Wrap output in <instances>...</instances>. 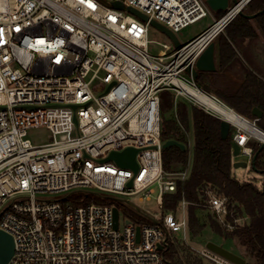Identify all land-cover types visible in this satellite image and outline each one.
Segmentation results:
<instances>
[{
	"label": "built area",
	"instance_id": "1",
	"mask_svg": "<svg viewBox=\"0 0 264 264\" xmlns=\"http://www.w3.org/2000/svg\"><path fill=\"white\" fill-rule=\"evenodd\" d=\"M118 1L174 33L211 14L203 0H0V230L14 240L8 264H165L167 247L159 244L189 231L186 201L155 225L122 204L60 199L79 190L129 201L139 196L154 199L163 214L164 196L189 177L190 163L165 169L161 93L172 92L175 107L184 97L218 117L184 92L182 84L202 89L186 70L252 0L231 5L180 50L163 44L157 56L150 21L112 7ZM238 115L262 132L259 138L229 122L240 155L252 159L250 144H264V130L259 119ZM175 119L180 124L176 112ZM41 128L52 141L34 145L29 132ZM128 148L137 150V170L106 161ZM207 196L203 207L233 229L225 223L227 199L213 190ZM121 206L131 215L123 227ZM194 251L209 264H232L208 249Z\"/></svg>",
	"mask_w": 264,
	"mask_h": 264
},
{
	"label": "trees",
	"instance_id": "2",
	"mask_svg": "<svg viewBox=\"0 0 264 264\" xmlns=\"http://www.w3.org/2000/svg\"><path fill=\"white\" fill-rule=\"evenodd\" d=\"M264 0H252L247 14H258L254 20L237 16L225 29L226 37L221 34L217 69L214 72H199L196 83L208 94L215 96L238 114L249 120L254 108L263 111L257 122L264 130V81L257 65L255 51L258 49L261 35L264 36ZM224 12L216 14L219 19ZM256 23L258 30L254 26ZM238 51L251 68L246 66L238 55ZM178 114L180 124L175 119ZM161 117L163 141L175 140L187 146L185 130L193 123L194 145L193 160L189 177L178 182L177 190L164 196V211L177 213L182 201L188 203V229L193 236H198L205 225L201 224L198 210H204L205 201L209 200L208 190L227 199L228 230L218 218L210 217L212 229L222 237L232 239L244 249L246 258L252 264H264V184L260 188L255 181L241 182L233 177V133L227 139L221 136V120L203 111L198 106L179 101L175 107V96L172 92L161 93ZM253 156L257 155L256 169L264 175V149L261 144L251 142ZM189 163V150L172 146L164 150V165L167 171L182 170ZM75 206L89 203L118 205L117 202L101 199L94 195L75 194L72 197ZM69 198V202H70ZM134 218L143 223H151L138 214ZM246 218L245 224H235V220ZM162 221V220H161ZM182 246L176 240H170L168 247L162 251L165 264H204L202 259L191 253L181 255Z\"/></svg>",
	"mask_w": 264,
	"mask_h": 264
},
{
	"label": "water",
	"instance_id": "3",
	"mask_svg": "<svg viewBox=\"0 0 264 264\" xmlns=\"http://www.w3.org/2000/svg\"><path fill=\"white\" fill-rule=\"evenodd\" d=\"M238 2L239 0H205V3L207 4L208 8L215 15L219 12H224V13L228 12L229 9L231 8V5H236L238 4ZM112 7L118 10H122V11L126 10L144 22L150 21L148 16H146L145 14H142L141 12H139L138 10L132 7H125L121 1L114 2L112 4ZM262 13H264V10L259 12V14H262ZM240 15L250 20H254L258 16V14H247L245 12H241ZM150 24L152 27L166 34L170 38L172 43L174 44L175 49L177 50L182 49L183 44L177 38L176 33H174L166 26L154 20L150 21ZM216 69L217 67H216V59H215V43L213 42L209 45V47L205 50V52L199 57L195 65L190 66L186 70V73L188 74V76L192 77L196 81L199 72H214L216 71ZM73 109H76V106H73ZM252 115L257 119H260L263 116V111L260 110L259 108H254ZM217 118L221 120V136L223 139H227L231 132V124L228 121L223 120L220 117H217ZM74 121L77 122V119L74 118ZM172 146H177L182 150H186V146L184 144L178 141H175V140L166 141L164 144V149H167ZM263 149H264V144H261L260 151H262ZM136 153H137V150L128 148L121 153H117V152L111 153L106 161L113 160L121 167H127V168L137 170L138 165H137L136 158H135ZM239 155H240V147L236 143H233L232 156L236 157ZM257 155L258 154H255L252 157L251 166L257 173L262 174V172L256 169ZM247 166L248 164L245 162H234L233 163L234 168H246ZM75 194H84L86 196L94 195L101 199L112 200L114 202H117L118 204H122L124 206L129 207L136 214L146 219L147 221L151 222L152 224L160 225V221L156 217L150 215L147 211L138 208L137 206L132 204L129 200H126V199H123L117 196L104 195L102 193L95 192V191L79 190V191H75V192H71L67 194L66 196L62 197L60 200H66ZM1 215L2 213L0 214V217ZM118 227H119V210L117 207H115L114 208V228L117 230ZM140 233H141V230H140V227H138L137 228V241L138 242L140 241ZM165 247H168L167 241H164L162 244H159L158 249L162 251ZM237 248L240 250L239 253H235L231 250H228L223 245L217 244L215 242H208L206 244V249L223 257L224 259L228 260L232 264H252L245 257L246 253L244 249L239 247V245H237ZM13 253H14L13 237L5 233L4 231L0 230V264H8L11 257L13 256Z\"/></svg>",
	"mask_w": 264,
	"mask_h": 264
},
{
	"label": "rangeland",
	"instance_id": "4",
	"mask_svg": "<svg viewBox=\"0 0 264 264\" xmlns=\"http://www.w3.org/2000/svg\"><path fill=\"white\" fill-rule=\"evenodd\" d=\"M205 2V0H203ZM248 7L244 10V12H247ZM218 20L216 18V15L211 12V14L194 23L189 25L188 27L180 30L179 32L176 33L177 38L179 41L184 45L193 39H195L199 34L207 30L211 25H213L214 21ZM254 26L257 28V25L255 22ZM259 31V30H258ZM149 38L152 41V44L150 45L151 53L155 56H157L160 51L163 49L162 45L163 44H168L171 46L172 49H175L174 44L170 40V38L164 34L163 32L157 30L154 27L150 28L149 31ZM186 77H189L188 74H185ZM181 102H185L188 105H194L192 101H190L187 98L182 97ZM195 106V105H194ZM232 133L235 132V129L232 128L231 130ZM189 165H190V170H191V165H192V160H193V145H194V132H193V123L192 121L190 122L189 130ZM52 134L50 133L49 130L45 128L41 129H36L32 130L29 132L28 139L34 144V145H43L46 143H49L52 141ZM234 162H245L248 164L246 168H234L232 169V174L233 177L236 178L237 180L241 182H247V181H255L258 186L261 188L264 184V175L257 173L251 166V158L248 156H245L243 154L233 157ZM73 198H70V203ZM130 201L132 204L137 206L140 209H143L145 211H148V213L154 217L161 218L162 215L159 210L156 209V202L154 199L152 200H141L139 196H134L130 198ZM121 226L123 227L124 220L126 215H130L128 210H125L121 206ZM127 212V213H126ZM178 217H180V214H177ZM182 215V213H181ZM197 215L200 219L201 224L205 225L203 231L198 235V236H193L190 231H188L185 235L183 231L177 233L175 235V240L179 245L182 246V249H180L181 255H185L186 253H191L193 256L201 259L199 255L194 251H203L206 249V244L208 242H215L217 244L223 245L226 249L231 250L235 253H239V249L237 248V245L232 239H225L222 237L220 234L216 233L212 227L210 226L209 219L210 217H214V213L208 209L204 208V210H198ZM131 216V215H130ZM134 217V215L132 214ZM249 220L243 218L242 220L240 219L239 224H245ZM228 230H232V228L228 227ZM204 261V260H203ZM204 264H209L208 262L204 261Z\"/></svg>",
	"mask_w": 264,
	"mask_h": 264
},
{
	"label": "bare ground",
	"instance_id": "5",
	"mask_svg": "<svg viewBox=\"0 0 264 264\" xmlns=\"http://www.w3.org/2000/svg\"><path fill=\"white\" fill-rule=\"evenodd\" d=\"M184 92L187 93L194 101L201 104L206 110L217 115L218 117L226 120L230 123L240 125L248 130L251 134L256 137H263L262 132L254 125L242 120L238 113L234 110L228 108L223 103L217 101L208 93L204 92L202 89H194L186 84H182Z\"/></svg>",
	"mask_w": 264,
	"mask_h": 264
},
{
	"label": "crops",
	"instance_id": "6",
	"mask_svg": "<svg viewBox=\"0 0 264 264\" xmlns=\"http://www.w3.org/2000/svg\"><path fill=\"white\" fill-rule=\"evenodd\" d=\"M224 37H226L225 32L223 33ZM215 59H216V67L218 63V54H219V45H220V40L217 38L215 40ZM238 55L241 57L242 61L246 66L251 68L249 64L246 62V60L242 57L241 53L238 51ZM255 55L257 56V65L259 66L260 73H257V76L264 81V36L261 35L260 37V43L258 45V49L255 51ZM234 163V159H233Z\"/></svg>",
	"mask_w": 264,
	"mask_h": 264
}]
</instances>
